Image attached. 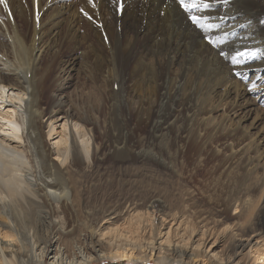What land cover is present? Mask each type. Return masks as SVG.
I'll return each mask as SVG.
<instances>
[{"label": "bare ground", "instance_id": "6f19581e", "mask_svg": "<svg viewBox=\"0 0 264 264\" xmlns=\"http://www.w3.org/2000/svg\"><path fill=\"white\" fill-rule=\"evenodd\" d=\"M54 1L32 0L35 23L40 22ZM93 3L106 21L75 19V29L84 30L94 39L88 55L96 72L103 73L110 85H131L140 93L141 106L147 104L144 102L148 96H155L157 104L187 98L182 93L186 88L182 77L177 75L179 80L171 81L166 73H161V65L169 66L170 72L178 64L187 74L191 63L200 62L215 72L225 73L220 84H226L234 72L244 76L255 71L261 76L264 72V66L255 59L234 65L230 58L231 44L246 35L252 48L264 49V0H230L227 4L219 0L205 10V14L221 18V28L212 32V39H225L218 47L192 22L179 0ZM6 4L7 7L0 4V12L6 17L4 21L0 13V264H91L96 259L94 253L101 259L127 260L126 264H145L153 258L162 264H264L260 228L264 222V200L258 208L260 196L236 202L232 217L213 220L212 224L201 215H189L190 205L172 194L174 189L170 192L168 186L156 181L149 184L148 194L145 193L148 197L141 196L138 178L144 175L143 171L153 170L151 165L144 169L127 166L129 160L144 156L148 162L155 161L156 166L176 173L181 151L178 147L193 133L188 128L173 133L176 119L170 121L172 114L153 123L136 117L109 122L106 133L115 145L112 159L121 167L118 192L114 190L116 183L110 182L103 186L89 182V191L78 186L74 175L89 172L100 153L94 148L89 121L58 100L44 108L42 89L47 85L48 68L40 69L38 65L43 52L39 34H35L31 48H26L15 31L12 3L6 0ZM136 57L149 64L132 66ZM169 86L172 88L162 92ZM207 96L208 92L202 98ZM141 122L155 130L154 138L171 140L167 150L149 146L142 154L130 152L129 141L138 133ZM184 133L189 135L183 136ZM54 135L55 142L46 144L45 137ZM154 175L146 176L152 179L156 178ZM121 192H125L124 197H117L118 202H114L113 198ZM97 199H105L106 203L99 213L94 209ZM230 208L227 203L223 210L229 212Z\"/></svg>", "mask_w": 264, "mask_h": 264}, {"label": "rangeland", "instance_id": "374dc122", "mask_svg": "<svg viewBox=\"0 0 264 264\" xmlns=\"http://www.w3.org/2000/svg\"><path fill=\"white\" fill-rule=\"evenodd\" d=\"M10 1L14 9L12 18L19 41L26 48H31L35 34H39V46L43 52L39 55L38 65L40 69L48 68L47 85L42 89L44 108L48 109L58 100L66 109L89 121L87 127L93 137L94 148L100 150L98 160L92 164L89 172L74 175L80 188L89 191L92 187L89 182L98 183L99 186L110 182L116 183L117 188L114 190L118 192L117 183L121 181V167L119 169L118 161L112 159L115 145L114 139L109 138L106 133L109 122L125 117H136L153 123L172 114L170 121L176 119L173 133L176 134L180 128L186 131L190 129L193 133L189 135L187 132L183 135L189 137L183 139L178 147L181 151L176 162V173L168 167L156 166L155 161L148 162L144 156L129 160L127 166L144 169L151 165L153 171L149 172L155 173L156 178L149 179L146 175L150 173L143 171L144 175L138 178L141 181L139 188L141 196L148 197L145 193L148 194L151 187L149 184L156 181L168 186L170 192L174 189L172 194H176L179 199L190 205L189 215L195 218L201 215L206 221H211V224L213 220L232 217L236 202L244 203L260 196L258 201L260 208L264 200V72L261 76L257 75L256 71L250 72L247 76L234 72V76L229 77L230 80H227L226 84H220L225 73L215 72L200 62L191 63L187 74L182 73L183 70L178 64L173 66L170 72L169 66L161 65V73H166L171 81L179 80L177 75L182 77V84L186 83L182 93L187 95V98L185 97L184 101L172 98L157 104L155 96H148L144 102L147 104L141 106L140 93L134 91L131 85H110L103 73L96 72L93 59L88 55L94 39L92 36L88 37L84 30L80 32L75 29V19L85 21L91 17L98 22L106 21L101 9L93 0H56L44 12L38 23H35L32 0ZM85 12L88 13L87 16ZM1 15L5 21L6 17L3 13ZM235 40L236 38L233 41ZM248 40L250 39L246 35L232 43L231 52L238 48L251 49L252 42H247ZM5 51L9 53L8 50ZM9 56L11 60L12 54ZM254 59L257 63L260 62L259 65L264 66V51ZM140 62L149 64L148 61H139L136 57L132 61V66L135 64V67H138ZM144 68L147 69V66ZM253 83L257 87L250 90ZM171 88L172 86L165 87L162 92ZM207 92L208 96L202 98ZM193 116L194 119L191 118ZM152 130L155 131L147 122H141L138 133L129 141L132 145L130 152L134 150L133 154L138 155L140 151L142 154L155 146L158 150H167L171 140L167 137L154 138ZM55 139L56 135L52 138L46 136V144H53ZM94 188L93 194L97 192ZM124 195L125 192H121L113 201L118 202L116 198ZM96 201L94 209L99 213L106 203L105 199ZM227 203L231 204L229 212L223 210ZM260 228L264 237V222ZM85 238L90 241L89 235ZM155 250L156 252L160 250L157 245ZM162 252L166 251L162 249ZM94 254L96 259L91 264L128 263L127 260L101 259L98 253ZM145 264L162 262L153 258Z\"/></svg>", "mask_w": 264, "mask_h": 264}, {"label": "snow or ice", "instance_id": "6c2138e0", "mask_svg": "<svg viewBox=\"0 0 264 264\" xmlns=\"http://www.w3.org/2000/svg\"><path fill=\"white\" fill-rule=\"evenodd\" d=\"M113 2L116 3L117 0H113ZM216 2H219V0H179L180 6L189 14L192 22L206 35L209 42L213 44V46L218 47L219 45L225 43V39H212V32L213 30L221 28V25L218 22L221 18L205 14V10L213 8ZM222 2L227 4L230 0H222ZM0 4H5V7H7L6 0H0ZM93 7H95L94 4ZM81 11H83V9H81ZM84 14L86 16L88 15L86 12ZM89 19H91V17H89ZM262 51H264V49H249L247 47L243 49H236L230 56L231 62L234 65L245 64L249 60L254 59ZM221 55L228 57L229 53L221 52ZM236 74L242 75L240 72H237ZM256 87L257 85L253 83L250 90H255ZM0 103H3V101L0 100ZM9 126L15 127L14 125Z\"/></svg>", "mask_w": 264, "mask_h": 264}]
</instances>
